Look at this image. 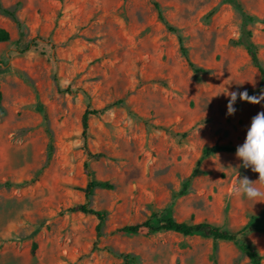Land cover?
<instances>
[{"label": "rangeland", "instance_id": "obj_1", "mask_svg": "<svg viewBox=\"0 0 264 264\" xmlns=\"http://www.w3.org/2000/svg\"><path fill=\"white\" fill-rule=\"evenodd\" d=\"M1 2L16 18L0 10L11 36L0 40V264H127L122 254L132 264H252L231 241L117 232L155 214L209 221L264 258V201L233 193L239 178L259 177L235 153L264 99L238 96L227 112V93L261 82L247 43L264 64V0ZM83 91L96 108L113 105L90 119L100 158L84 148ZM215 146L233 150L206 154ZM87 161L114 186L91 197L108 212L97 247L98 217L71 211L86 201Z\"/></svg>", "mask_w": 264, "mask_h": 264}, {"label": "trees", "instance_id": "obj_2", "mask_svg": "<svg viewBox=\"0 0 264 264\" xmlns=\"http://www.w3.org/2000/svg\"><path fill=\"white\" fill-rule=\"evenodd\" d=\"M158 10H159V17L164 20V16L162 12L159 9V5L156 4ZM0 10L6 14H9L16 18V14L14 11L9 10L8 8H5L0 0ZM170 29L174 30L172 27ZM247 35L251 37V32H247ZM10 33L6 29H0V40L7 41L10 40ZM181 43H183L182 38H180ZM247 51L251 58V61L253 64L259 69L261 73V82L257 90L252 91L249 96H253L257 94L260 91H264V64L261 60L258 46L253 42L249 41L247 43ZM182 52L189 64V66L195 71L200 72L203 71L202 68H199L196 66V64L193 62V60L190 58L187 49L182 45ZM62 92L64 93H75L76 90H74L71 87L62 89ZM84 95L88 99V106L87 109L83 115L82 118V124H83V133L82 137L84 140V148L86 153L88 154L89 159L92 158H100L103 157L104 154L102 153H93L89 146V139L91 136L90 129H91V123L90 119L92 116H100L107 112L108 109H110L113 105H107L103 108H96L92 104V98L90 94L87 91H83ZM2 101V92L0 91V104ZM219 150H227L232 151V147L228 146H215L211 150H207L206 154L212 153L214 151ZM86 173L90 176V180L88 184L82 188V190L86 194V201L84 203L78 204L74 206L71 211L73 212H83L90 215H95L99 219V223L97 225V238H96V247L101 242V239L104 235V226L107 220L108 212L105 210H98L91 206V197L94 194L95 190L99 187H107V188H113V184L109 181H102L98 180L93 177V171L90 167L89 161L85 164ZM262 215L264 216V210L262 212ZM157 231H174L186 236H194V235H203L206 237H211L215 240H223V241H231L236 243L239 248L243 251L244 254H246L249 258L252 264H264L263 262V255L261 251L248 241L242 240L238 233L231 232L227 229H223L209 221H202L198 223H187L176 220L172 216H168L165 218H161L158 214H155L152 218L136 223V224H129L125 225L123 227H119L117 229V232L119 233H125V234H142V235H150ZM261 231L264 232V225L261 228ZM37 247V243H34L33 245V252H35ZM124 255L127 264H132L130 260V256L127 254Z\"/></svg>", "mask_w": 264, "mask_h": 264}, {"label": "clouds", "instance_id": "obj_3", "mask_svg": "<svg viewBox=\"0 0 264 264\" xmlns=\"http://www.w3.org/2000/svg\"><path fill=\"white\" fill-rule=\"evenodd\" d=\"M229 96L227 112L229 115L235 113L234 104L239 96L240 100H247L252 103H259L264 99V94L259 98L249 96L247 91L227 93ZM236 156L241 160V166L250 168L251 171L259 174L255 181L247 177L239 178L238 184L234 186L233 193L243 195L255 202L264 201V191L257 186V183L264 185V112L255 115L247 127L246 138L242 145L236 149Z\"/></svg>", "mask_w": 264, "mask_h": 264}]
</instances>
